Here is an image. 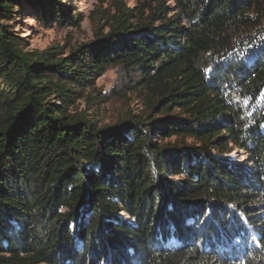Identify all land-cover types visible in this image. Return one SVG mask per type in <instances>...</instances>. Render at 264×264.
Instances as JSON below:
<instances>
[{
	"label": "trees",
	"instance_id": "obj_1",
	"mask_svg": "<svg viewBox=\"0 0 264 264\" xmlns=\"http://www.w3.org/2000/svg\"><path fill=\"white\" fill-rule=\"evenodd\" d=\"M20 1L70 20L60 0H0V264H239L242 217L263 245L264 110L234 99L264 92V0L126 9L69 54L27 49L6 24ZM111 67L157 117L100 128L72 112Z\"/></svg>",
	"mask_w": 264,
	"mask_h": 264
},
{
	"label": "rangeland",
	"instance_id": "obj_2",
	"mask_svg": "<svg viewBox=\"0 0 264 264\" xmlns=\"http://www.w3.org/2000/svg\"><path fill=\"white\" fill-rule=\"evenodd\" d=\"M68 10L70 20L59 25L54 18L45 21L33 8L32 1L15 2L12 9V18L6 24L19 37L25 40L28 50L44 51L50 47H62L64 53L69 54L81 45L90 44L97 37H103L110 32V25L123 10H135V15L143 10L147 15L150 6H156L161 0H60ZM168 6H174L172 0H162ZM262 24L259 33L264 32V9ZM45 21V22H44ZM74 21V23H73ZM135 21V20H133ZM120 68L111 67L100 76L94 88L83 92L72 107L73 113H86L98 127L115 125L125 120H144L149 116L157 117L158 111H151V99L145 93L131 92L122 86ZM234 103L240 110L250 117H255L264 110V92L258 102L236 97ZM177 111L168 115H176ZM264 128V126H263ZM176 138L166 140L175 142ZM180 141V140H179ZM184 143L191 145L193 140L184 139ZM238 163H247L249 158L241 150H233L229 156ZM234 215L241 218V214L234 211ZM241 223L245 232L233 240L227 248V254L233 257L235 263L249 256L252 250H261V238L257 231L248 226L244 217ZM238 224V223H237ZM240 224V223H239Z\"/></svg>",
	"mask_w": 264,
	"mask_h": 264
}]
</instances>
